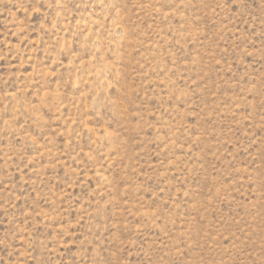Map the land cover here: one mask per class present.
Masks as SVG:
<instances>
[{
	"label": "rangeland",
	"instance_id": "374dc122",
	"mask_svg": "<svg viewBox=\"0 0 264 264\" xmlns=\"http://www.w3.org/2000/svg\"><path fill=\"white\" fill-rule=\"evenodd\" d=\"M0 264H264V0H0Z\"/></svg>",
	"mask_w": 264,
	"mask_h": 264
}]
</instances>
